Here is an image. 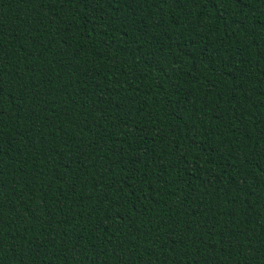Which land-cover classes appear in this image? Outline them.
Returning a JSON list of instances; mask_svg holds the SVG:
<instances>
[{
  "label": "trees",
  "instance_id": "16d2710c",
  "mask_svg": "<svg viewBox=\"0 0 264 264\" xmlns=\"http://www.w3.org/2000/svg\"><path fill=\"white\" fill-rule=\"evenodd\" d=\"M0 264H264V0H0Z\"/></svg>",
  "mask_w": 264,
  "mask_h": 264
}]
</instances>
